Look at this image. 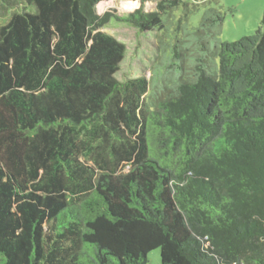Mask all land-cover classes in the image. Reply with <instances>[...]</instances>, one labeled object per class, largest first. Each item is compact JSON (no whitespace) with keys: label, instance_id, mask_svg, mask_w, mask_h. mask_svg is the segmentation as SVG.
I'll use <instances>...</instances> for the list:
<instances>
[{"label":"trees","instance_id":"1","mask_svg":"<svg viewBox=\"0 0 264 264\" xmlns=\"http://www.w3.org/2000/svg\"><path fill=\"white\" fill-rule=\"evenodd\" d=\"M101 1L0 0V264H264V11L152 101Z\"/></svg>","mask_w":264,"mask_h":264},{"label":"rangeland","instance_id":"2","mask_svg":"<svg viewBox=\"0 0 264 264\" xmlns=\"http://www.w3.org/2000/svg\"><path fill=\"white\" fill-rule=\"evenodd\" d=\"M123 1H134L137 5L127 10ZM157 1L102 0L95 8L98 14L111 11L123 15L139 7L153 11ZM263 11L264 0H178L160 15L161 26L150 31L139 32L115 21L102 30L125 45V55L115 77L125 81L144 76L149 80L145 99L153 101L174 90L181 79H193L197 65L215 75L219 44L253 34ZM147 259L148 264H161L159 250L148 252Z\"/></svg>","mask_w":264,"mask_h":264},{"label":"bare ground","instance_id":"3","mask_svg":"<svg viewBox=\"0 0 264 264\" xmlns=\"http://www.w3.org/2000/svg\"><path fill=\"white\" fill-rule=\"evenodd\" d=\"M123 7L127 10H131L132 8L136 7L137 2L134 1H123Z\"/></svg>","mask_w":264,"mask_h":264}]
</instances>
